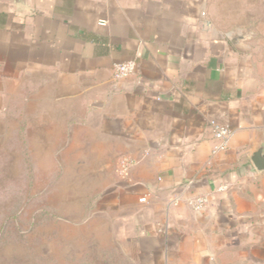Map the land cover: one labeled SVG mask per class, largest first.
I'll list each match as a JSON object with an SVG mask.
<instances>
[{
  "label": "crops",
  "instance_id": "obj_1",
  "mask_svg": "<svg viewBox=\"0 0 264 264\" xmlns=\"http://www.w3.org/2000/svg\"><path fill=\"white\" fill-rule=\"evenodd\" d=\"M126 61L133 75L113 80ZM9 102L33 156L100 175L73 222L111 263L262 260L264 0H0V111ZM211 121L232 132L214 155Z\"/></svg>",
  "mask_w": 264,
  "mask_h": 264
},
{
  "label": "rangeland",
  "instance_id": "obj_2",
  "mask_svg": "<svg viewBox=\"0 0 264 264\" xmlns=\"http://www.w3.org/2000/svg\"><path fill=\"white\" fill-rule=\"evenodd\" d=\"M14 105L0 111V264H120L73 222L78 200L100 196L92 188L100 175L78 172L59 152L33 156L28 126L13 124L25 119ZM261 257L245 253L241 263L264 264Z\"/></svg>",
  "mask_w": 264,
  "mask_h": 264
},
{
  "label": "built area",
  "instance_id": "obj_3",
  "mask_svg": "<svg viewBox=\"0 0 264 264\" xmlns=\"http://www.w3.org/2000/svg\"><path fill=\"white\" fill-rule=\"evenodd\" d=\"M102 24V23H101ZM135 71L134 61H126L122 63H117L113 66L112 69V78L115 81H120L126 79L133 75ZM209 128L211 130L214 146L212 149V154L224 151L227 149L229 139L232 132L226 126L220 125L215 121L209 123ZM134 165V161L129 158H123L119 163V172L121 175L127 174L129 169ZM227 187L222 186L219 190H225ZM144 199H141L139 202H144ZM176 202V201H175ZM208 203L206 196H197L193 197L188 201V206L194 212L202 211Z\"/></svg>",
  "mask_w": 264,
  "mask_h": 264
},
{
  "label": "water",
  "instance_id": "obj_4",
  "mask_svg": "<svg viewBox=\"0 0 264 264\" xmlns=\"http://www.w3.org/2000/svg\"><path fill=\"white\" fill-rule=\"evenodd\" d=\"M15 3H22V0H13ZM241 39V37H234L233 41ZM251 163L257 172L264 171V146L261 145L251 157Z\"/></svg>",
  "mask_w": 264,
  "mask_h": 264
}]
</instances>
